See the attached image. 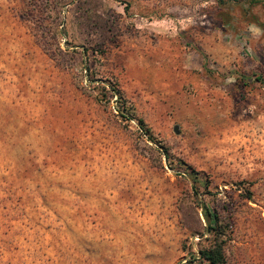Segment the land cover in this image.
I'll return each instance as SVG.
<instances>
[{"label":"rangeland","instance_id":"1","mask_svg":"<svg viewBox=\"0 0 264 264\" xmlns=\"http://www.w3.org/2000/svg\"><path fill=\"white\" fill-rule=\"evenodd\" d=\"M198 201L264 264V0H0V264H174Z\"/></svg>","mask_w":264,"mask_h":264},{"label":"trees","instance_id":"2","mask_svg":"<svg viewBox=\"0 0 264 264\" xmlns=\"http://www.w3.org/2000/svg\"><path fill=\"white\" fill-rule=\"evenodd\" d=\"M255 2L252 1V3ZM255 80L259 82L260 79L256 78ZM115 94L117 95L116 91ZM116 103H118L116 107L117 115L124 119L135 118L138 128L143 133H148L142 120L134 117L120 99H116ZM176 164L182 168L181 173L191 182L190 186L196 198L199 186H202L203 189L208 187L210 183L208 177L203 176L201 171L194 169L190 164L182 160H178ZM198 202L197 206L200 208V213L204 221L202 233L205 236L197 240L198 247L195 250H190L186 257H183L174 264H226L225 245L231 239L233 227L232 217L221 216L215 206L202 201ZM201 239L203 241L207 240V243L205 245L200 244Z\"/></svg>","mask_w":264,"mask_h":264},{"label":"crops","instance_id":"3","mask_svg":"<svg viewBox=\"0 0 264 264\" xmlns=\"http://www.w3.org/2000/svg\"><path fill=\"white\" fill-rule=\"evenodd\" d=\"M112 224L108 226L107 230H104L105 241L102 240L100 230L98 232L92 231L89 232L87 237L88 239V250H87V257L90 260L99 259L101 254H103L104 242L107 254L110 255L111 258H114L116 254V247H117V240L119 235L122 233L119 231V222H111ZM128 228V226L126 227ZM103 233V232H102ZM128 234V231H124V235Z\"/></svg>","mask_w":264,"mask_h":264}]
</instances>
